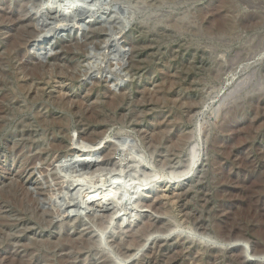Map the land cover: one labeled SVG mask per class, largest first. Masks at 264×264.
<instances>
[{"label": "rangeland", "instance_id": "obj_1", "mask_svg": "<svg viewBox=\"0 0 264 264\" xmlns=\"http://www.w3.org/2000/svg\"><path fill=\"white\" fill-rule=\"evenodd\" d=\"M101 239L118 264L264 253V0H0V264H110Z\"/></svg>", "mask_w": 264, "mask_h": 264}, {"label": "water", "instance_id": "obj_2", "mask_svg": "<svg viewBox=\"0 0 264 264\" xmlns=\"http://www.w3.org/2000/svg\"><path fill=\"white\" fill-rule=\"evenodd\" d=\"M46 48L50 49L51 47H50L49 44H47V46H45L43 49H46ZM43 49H41V50H43ZM40 51H38V52H40ZM137 189L138 190H134L135 192L133 191L134 194L130 197V199L133 202L141 201L147 195L152 194L155 188L151 185V186H147V187H140V188H137ZM117 197H120V196H118V194H117ZM117 197L116 198H112L110 200V203H112V204L117 203V200H116ZM141 212H145V211H141ZM138 218H139V216H136V217L133 216L132 220H130V223L128 222V224H129L128 226H132L133 223H136ZM127 221H128L127 219H123V223H127ZM201 244H204V246H207V243H201ZM216 245H219V244L216 243ZM210 246L214 247V245H210ZM240 246H242V245L240 243H238V241H232V242L226 244L225 249L226 250H231V251L240 250ZM238 258L241 260V263L264 264V255H260V256H258L256 254L253 255L252 252H250V251H247V255H244V251L240 250ZM248 260H251V261H248ZM132 261H135V257H133L132 259H129L125 263L126 264H130Z\"/></svg>", "mask_w": 264, "mask_h": 264}, {"label": "bare ground", "instance_id": "obj_3", "mask_svg": "<svg viewBox=\"0 0 264 264\" xmlns=\"http://www.w3.org/2000/svg\"><path fill=\"white\" fill-rule=\"evenodd\" d=\"M227 149V148H226ZM79 151H81V150H79ZM94 150H89V153H88V158L90 157V156H93V152ZM95 151H98V149H96ZM78 152V151H77ZM79 156H86V153H84V151H81L79 154H78ZM109 164V163H108ZM105 166H111L112 167V164H109V165H107V163H105ZM115 167V166H114ZM73 168V167H72ZM97 168V167H96ZM101 168V167H100ZM107 169V168H106ZM109 170V169H108ZM96 171V170H95ZM103 171V170H102ZM80 173H81V171H80ZM105 175V174H104ZM107 175V174H106ZM105 178V177H104ZM89 179V178H88ZM80 181V180H79ZM80 183V182H79ZM83 184V183H82ZM86 186H87V184H85ZM76 186V185H75ZM82 190V189H81ZM90 193V192H89ZM115 195H117L116 193H115V187H110V189H106V191H97V193H94L93 195H90L91 197L89 198V201H88V204H97L98 206L99 205H102V203L105 201H107V202H110V200L112 199V198H115ZM147 204V203H146ZM142 205V204H141ZM140 205V207H144V205H142L141 206ZM93 206V205H92ZM95 206V205H94ZM100 207V206H99ZM139 207V208H140ZM129 225V224H128ZM236 234V233H235ZM177 237V236H176ZM232 238H233V236H232ZM235 238V237H234ZM103 239V238H102ZM101 239V241H99L98 243H99V250L100 251H102L104 254H103V256H104V258L105 259H107V261L110 263V264H118L116 261H114L113 259H112V257L104 250V248H103V240ZM236 239H239V237H236ZM259 252H257V253H255V251H254V253L252 252V254L254 255V254H256V255H258V256H260V255H264V253H259ZM235 256V255H234ZM248 261H251V260H248ZM238 262V261H237Z\"/></svg>", "mask_w": 264, "mask_h": 264}]
</instances>
